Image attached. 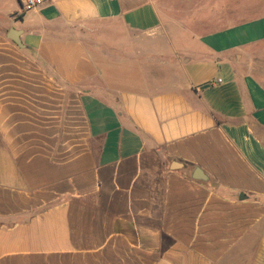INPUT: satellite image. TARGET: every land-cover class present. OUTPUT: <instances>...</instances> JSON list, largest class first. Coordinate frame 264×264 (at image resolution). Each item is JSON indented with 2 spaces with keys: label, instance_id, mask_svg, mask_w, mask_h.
Listing matches in <instances>:
<instances>
[{
  "label": "crops",
  "instance_id": "obj_1",
  "mask_svg": "<svg viewBox=\"0 0 264 264\" xmlns=\"http://www.w3.org/2000/svg\"><path fill=\"white\" fill-rule=\"evenodd\" d=\"M0 264H264V0H0Z\"/></svg>",
  "mask_w": 264,
  "mask_h": 264
},
{
  "label": "built area",
  "instance_id": "obj_2",
  "mask_svg": "<svg viewBox=\"0 0 264 264\" xmlns=\"http://www.w3.org/2000/svg\"><path fill=\"white\" fill-rule=\"evenodd\" d=\"M46 1L47 0H21V7L23 11L29 12L41 7Z\"/></svg>",
  "mask_w": 264,
  "mask_h": 264
},
{
  "label": "water",
  "instance_id": "obj_3",
  "mask_svg": "<svg viewBox=\"0 0 264 264\" xmlns=\"http://www.w3.org/2000/svg\"><path fill=\"white\" fill-rule=\"evenodd\" d=\"M9 37L15 41L17 44H19L20 46H23L20 42V32L19 31H15V30H12L10 31L9 33Z\"/></svg>",
  "mask_w": 264,
  "mask_h": 264
}]
</instances>
